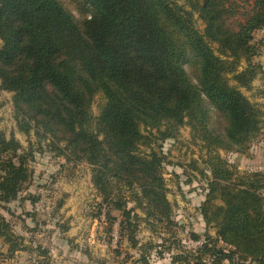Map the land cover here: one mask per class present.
<instances>
[{"label":"trees","instance_id":"trees-1","mask_svg":"<svg viewBox=\"0 0 264 264\" xmlns=\"http://www.w3.org/2000/svg\"><path fill=\"white\" fill-rule=\"evenodd\" d=\"M70 1L89 16L78 19L62 0H0V93H13L18 129L48 140L66 160L86 161L101 199L98 216L104 214L110 229L117 223L120 241L138 249L136 255L117 248L124 255L119 264H153L150 249L162 244H140L136 209L152 229L156 223L169 231L177 226L165 155L154 143L189 125L208 150L211 175L204 173L208 192L200 211L206 228L216 232H191L201 244L176 252L169 247L172 260L264 264V171L242 172L219 153L246 152L262 128L264 111L241 88L264 74L254 61L264 0H252L243 13L230 0H187L191 9L173 0ZM187 63L195 65L197 83ZM207 100L226 119L223 131L210 125ZM33 155L14 133L0 130V202L18 196ZM9 228L0 220L11 254L21 243Z\"/></svg>","mask_w":264,"mask_h":264},{"label":"rangeland","instance_id":"rangeland-1","mask_svg":"<svg viewBox=\"0 0 264 264\" xmlns=\"http://www.w3.org/2000/svg\"><path fill=\"white\" fill-rule=\"evenodd\" d=\"M63 3L76 15L82 14L70 0ZM191 9L187 0H173ZM235 2L240 12H249L253 8L252 0H230ZM197 27L203 31L205 24L195 12ZM242 20V15H240ZM264 37V36H263ZM260 46L259 54L254 58L262 62L264 58V38L255 35ZM1 45V40H0ZM219 53V45L212 44ZM264 66V65H263ZM185 68L197 83L196 67L187 63ZM264 74L254 80L250 88H241L243 93L264 111ZM230 83L236 81L230 76ZM12 92L0 93V130L8 136L14 133L23 148L34 152L29 160L30 175L18 196L8 202H0V220L9 223V229L21 243L13 253H8L10 242L0 237V263L2 264H119L123 256H118L116 249L128 250L138 255V249H132L127 239L120 241L118 224L110 229L106 217L98 216L100 197L91 180L90 165L86 161H69L53 151L46 140L41 143L33 132L30 135L20 131L14 114ZM103 103L102 95H97L93 103L94 115L99 114ZM210 125L223 131L226 119L208 100ZM33 144L31 145L30 144ZM154 146L165 155L164 172L169 188L168 197L173 203L174 218L177 226L166 228L163 223H156L154 229L144 221L145 213L136 212L142 217L138 220L137 237L140 244H162L150 249L151 261L157 256L166 258L173 250L196 249L198 244L190 239L191 232L203 234L205 231L215 233V228L202 224L200 206L208 192V180L204 175H211L206 167L208 150L199 139H194L189 125L180 127L177 136L164 141L158 140ZM143 149H147L143 146ZM219 153L230 166L240 171H264V119L262 128L253 139L246 152L220 150ZM221 204L220 200L216 201ZM134 203H129L133 207ZM119 216V212H114ZM211 233V234H212ZM213 235V234H212ZM179 240V244L173 241ZM160 252V253H159ZM176 252V251H175ZM205 257V256H204ZM209 259L208 257H205ZM185 264V263H184ZM193 264V263H190ZM210 264V263H207ZM222 264H229L225 260Z\"/></svg>","mask_w":264,"mask_h":264},{"label":"crops","instance_id":"crops-1","mask_svg":"<svg viewBox=\"0 0 264 264\" xmlns=\"http://www.w3.org/2000/svg\"><path fill=\"white\" fill-rule=\"evenodd\" d=\"M255 35H259V37L260 38H264L263 36H264V34L261 32V30H258L257 32H256V34ZM263 60H262V62H260L262 65H264V58H262ZM264 67V66H263ZM262 81L264 82V77L262 78ZM200 219L202 220V224L206 227V224H205V222H204V220H203V218L202 217H200ZM195 231H198V232H200L199 230H195ZM216 232V231H215ZM201 233V232H200ZM212 233V232H211ZM212 234H215V233H212ZM193 243H199V241H195L194 242V240H192V239H190ZM157 258V261L155 262V261H152V263L153 264H184V263H178V262H174L173 260H172V254H170V253H168V256L166 257V258H164L163 256L161 257V256H157L156 257Z\"/></svg>","mask_w":264,"mask_h":264},{"label":"built area","instance_id":"built-area-1","mask_svg":"<svg viewBox=\"0 0 264 264\" xmlns=\"http://www.w3.org/2000/svg\"><path fill=\"white\" fill-rule=\"evenodd\" d=\"M261 30V32L264 34V28H262V29H260Z\"/></svg>","mask_w":264,"mask_h":264}]
</instances>
